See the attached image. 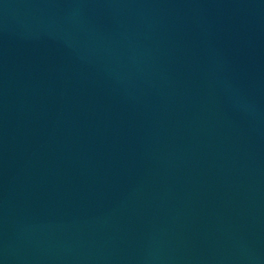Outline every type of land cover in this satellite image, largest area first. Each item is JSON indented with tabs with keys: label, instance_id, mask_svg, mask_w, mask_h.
<instances>
[{
	"label": "water",
	"instance_id": "1",
	"mask_svg": "<svg viewBox=\"0 0 264 264\" xmlns=\"http://www.w3.org/2000/svg\"><path fill=\"white\" fill-rule=\"evenodd\" d=\"M0 264H264V0H0Z\"/></svg>",
	"mask_w": 264,
	"mask_h": 264
}]
</instances>
